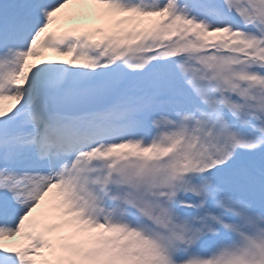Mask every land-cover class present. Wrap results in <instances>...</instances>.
<instances>
[{
    "label": "snow or ice",
    "instance_id": "snow-or-ice-1",
    "mask_svg": "<svg viewBox=\"0 0 264 264\" xmlns=\"http://www.w3.org/2000/svg\"><path fill=\"white\" fill-rule=\"evenodd\" d=\"M0 264H264V0H0Z\"/></svg>",
    "mask_w": 264,
    "mask_h": 264
},
{
    "label": "rangeland",
    "instance_id": "rangeland-1",
    "mask_svg": "<svg viewBox=\"0 0 264 264\" xmlns=\"http://www.w3.org/2000/svg\"><path fill=\"white\" fill-rule=\"evenodd\" d=\"M52 58L60 59V58H57L54 53H52Z\"/></svg>",
    "mask_w": 264,
    "mask_h": 264
},
{
    "label": "bare ground",
    "instance_id": "bare-ground-1",
    "mask_svg": "<svg viewBox=\"0 0 264 264\" xmlns=\"http://www.w3.org/2000/svg\"><path fill=\"white\" fill-rule=\"evenodd\" d=\"M49 58H52V53L47 54Z\"/></svg>",
    "mask_w": 264,
    "mask_h": 264
}]
</instances>
